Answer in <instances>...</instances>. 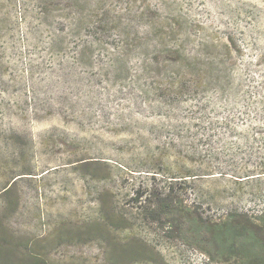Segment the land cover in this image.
Wrapping results in <instances>:
<instances>
[{
    "label": "rangeland",
    "instance_id": "rangeland-1",
    "mask_svg": "<svg viewBox=\"0 0 264 264\" xmlns=\"http://www.w3.org/2000/svg\"><path fill=\"white\" fill-rule=\"evenodd\" d=\"M0 264H264V0H0Z\"/></svg>",
    "mask_w": 264,
    "mask_h": 264
},
{
    "label": "trees",
    "instance_id": "trees-1",
    "mask_svg": "<svg viewBox=\"0 0 264 264\" xmlns=\"http://www.w3.org/2000/svg\"><path fill=\"white\" fill-rule=\"evenodd\" d=\"M178 66H179V68H181V69H183V68L187 69V68H190V67H191V65H189V66L187 65V67H186V65H185L184 63H181V62L179 63Z\"/></svg>",
    "mask_w": 264,
    "mask_h": 264
}]
</instances>
